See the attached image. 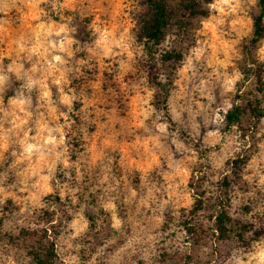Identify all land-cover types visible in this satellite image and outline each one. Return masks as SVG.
I'll return each mask as SVG.
<instances>
[{"label": "clouds", "instance_id": "1", "mask_svg": "<svg viewBox=\"0 0 264 264\" xmlns=\"http://www.w3.org/2000/svg\"><path fill=\"white\" fill-rule=\"evenodd\" d=\"M0 264H264V0H0Z\"/></svg>", "mask_w": 264, "mask_h": 264}, {"label": "trees", "instance_id": "2", "mask_svg": "<svg viewBox=\"0 0 264 264\" xmlns=\"http://www.w3.org/2000/svg\"><path fill=\"white\" fill-rule=\"evenodd\" d=\"M158 7V10H159V13L161 15V19H163V8L160 7V6H157ZM193 15H195V12H193ZM161 23L160 19L158 18L157 19V26ZM259 34V33H258Z\"/></svg>", "mask_w": 264, "mask_h": 264}]
</instances>
